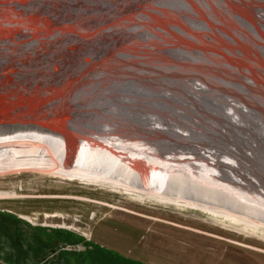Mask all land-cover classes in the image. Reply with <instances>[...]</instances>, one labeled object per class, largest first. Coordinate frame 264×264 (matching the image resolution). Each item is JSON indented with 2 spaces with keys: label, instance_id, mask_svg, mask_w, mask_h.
<instances>
[{
  "label": "rangeland",
  "instance_id": "obj_1",
  "mask_svg": "<svg viewBox=\"0 0 264 264\" xmlns=\"http://www.w3.org/2000/svg\"><path fill=\"white\" fill-rule=\"evenodd\" d=\"M0 22V127L20 126L13 138L212 149L239 164L220 173L264 187V0H0ZM0 192L15 195L0 196L10 243L11 230L41 234L49 213L144 264H264V230L134 191L23 172Z\"/></svg>",
  "mask_w": 264,
  "mask_h": 264
},
{
  "label": "bare ground",
  "instance_id": "obj_2",
  "mask_svg": "<svg viewBox=\"0 0 264 264\" xmlns=\"http://www.w3.org/2000/svg\"><path fill=\"white\" fill-rule=\"evenodd\" d=\"M0 24L4 27V22ZM12 72L11 69L4 72L6 79L11 78ZM5 130L0 131V177L36 172L85 184L100 183L114 191H134L140 200L147 197L155 203L191 207L212 218L222 216L245 228L251 227L253 231L264 230V187L259 179L240 170L239 178L220 173L223 163L237 168L239 164L230 158L224 162L215 157L212 149H204L202 153L189 148L188 152L174 155H159L156 149L151 151L143 146L107 148L103 144L78 149L68 140L13 138L21 130ZM0 196L15 197L10 192H0Z\"/></svg>",
  "mask_w": 264,
  "mask_h": 264
},
{
  "label": "trees",
  "instance_id": "obj_3",
  "mask_svg": "<svg viewBox=\"0 0 264 264\" xmlns=\"http://www.w3.org/2000/svg\"><path fill=\"white\" fill-rule=\"evenodd\" d=\"M0 216L6 217L4 215ZM12 217L15 221H19L16 215ZM14 220L12 219V221ZM5 223H7L6 220L0 217V224L6 228V225H4ZM2 229L3 228H1V230ZM10 232L12 233L11 237H13L11 243L7 240L0 239V258L5 259L11 264H26L27 262H30V253L35 249L33 242H36V240H38L37 235L31 233L30 231H24L22 229H19L16 232H13L11 230ZM25 232L28 236L25 235ZM29 238L30 241H28ZM57 238L60 239L63 243L83 242L79 238H77L76 235L69 232H59L57 233ZM86 245L87 247L84 251L74 252V254L72 253V256L60 260L62 264H144L137 260L122 256L118 253H114L107 248L101 247L100 245L95 243H86ZM14 246H17L19 248L18 251L16 250L17 253L12 252L13 248H15Z\"/></svg>",
  "mask_w": 264,
  "mask_h": 264
},
{
  "label": "flooded vegetation",
  "instance_id": "obj_4",
  "mask_svg": "<svg viewBox=\"0 0 264 264\" xmlns=\"http://www.w3.org/2000/svg\"><path fill=\"white\" fill-rule=\"evenodd\" d=\"M37 242H33L35 246L31 251V257L35 260L33 264H53L52 260L58 261L62 257L59 247L61 245L60 239L57 238L55 232L38 233ZM65 256H71L70 253H65Z\"/></svg>",
  "mask_w": 264,
  "mask_h": 264
},
{
  "label": "water",
  "instance_id": "obj_5",
  "mask_svg": "<svg viewBox=\"0 0 264 264\" xmlns=\"http://www.w3.org/2000/svg\"><path fill=\"white\" fill-rule=\"evenodd\" d=\"M21 128L20 126H18V125H13L12 127H11V129L10 130H14V129H16V128ZM5 129H7V128H5ZM4 128H2V127H0V131L1 132H4V131H6Z\"/></svg>",
  "mask_w": 264,
  "mask_h": 264
}]
</instances>
